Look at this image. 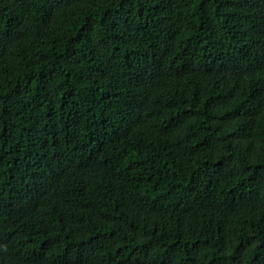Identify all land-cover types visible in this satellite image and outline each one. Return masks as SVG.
<instances>
[{"label":"trees","instance_id":"trees-1","mask_svg":"<svg viewBox=\"0 0 264 264\" xmlns=\"http://www.w3.org/2000/svg\"><path fill=\"white\" fill-rule=\"evenodd\" d=\"M0 264H264V0H0Z\"/></svg>","mask_w":264,"mask_h":264}]
</instances>
